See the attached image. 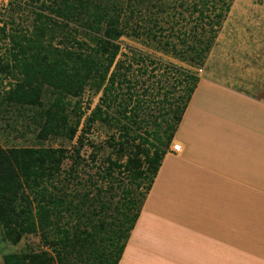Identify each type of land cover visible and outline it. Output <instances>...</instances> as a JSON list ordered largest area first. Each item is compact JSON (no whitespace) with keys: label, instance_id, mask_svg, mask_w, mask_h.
Returning a JSON list of instances; mask_svg holds the SVG:
<instances>
[{"label":"rangeland","instance_id":"rangeland-1","mask_svg":"<svg viewBox=\"0 0 264 264\" xmlns=\"http://www.w3.org/2000/svg\"><path fill=\"white\" fill-rule=\"evenodd\" d=\"M100 1L120 3L119 0ZM124 1L127 35L119 41L121 51L117 63L121 65L120 72L125 74L129 83L115 89L113 103L109 107L104 106L103 94L98 93L96 88H88L81 99L72 101L69 97H60L55 89L48 86L42 89L39 97L41 105L13 108L0 103V153L8 155L10 150L26 148L53 149L63 150L70 157H75V164L71 160L64 162L60 182L64 191L80 200L79 206L84 212L87 211V206L81 200L86 197L85 201L90 203L89 206L95 204L93 206L99 211L102 203L113 201L117 192L121 195L117 191V183L106 178L105 173L109 169V165L105 164L107 158L120 160L126 172H130L136 165H141L139 170L145 167L144 157L143 160L136 159L132 153L134 137L144 135L147 131H161L165 126L162 123L163 116L170 110L166 102L169 100L171 104H178V107L183 105L186 89L191 84L189 76L201 78L219 40V46L223 48L228 43L227 36L231 31H238L236 41L230 46L231 52L239 53L236 56L242 55L241 62L248 64L259 46L261 36L264 37V0H235L207 61L204 66L195 67L179 57H183L185 53L182 50L187 48L182 41L193 42L184 36H195L193 20L197 15L191 17V13L199 0ZM53 3V0H0V101L22 78L14 69L16 63L13 56L18 53L14 41L33 43L36 37H40L45 45L52 43L59 49L63 48L62 33L52 32L55 24L51 19L54 15L47 8ZM133 11L135 13L131 14ZM150 20L159 22L162 27V30L154 29L162 43L153 41L152 37L148 39L133 36L132 28H140L139 31L141 28H149ZM137 25L140 27L137 28ZM251 34L255 37L247 36ZM166 41L177 46L179 56L164 46ZM250 70L252 75L246 89L252 90H241L237 96L249 95L257 101L261 96L264 97V47L256 54ZM216 75L220 81L225 80L220 74ZM216 75L214 79H217ZM197 87L198 84L194 93ZM190 104L191 102L188 107ZM100 108L103 112L109 111V117L113 118L110 124L102 123L100 114H97ZM215 112L218 117L224 118L221 111ZM229 120L231 119L225 116L224 121ZM236 125L252 137L246 144L247 167L242 165L247 173L218 169L210 172L208 177L216 184L214 196H193L192 203L198 208L195 206L196 209L189 213L175 208L176 212L170 214L172 220L166 225L156 219L151 230L149 229L154 242L150 240L143 245L140 242L146 238L141 236L135 254L139 252L155 264H162L159 259L166 258H175V262L179 264H264V124ZM219 127L215 137L206 140V147L191 144L190 149L193 150H188V153L215 167H226L225 128L221 123ZM83 134L86 135L81 149L79 139ZM120 134H129L123 153L117 152L119 147L115 149L113 141ZM219 142L221 145H215ZM139 143L138 141L136 144ZM211 143H215L214 146ZM175 145L179 143L173 140L167 154L178 157L172 150ZM76 148L81 149L80 158L75 154ZM206 157L209 160L204 159ZM234 160L236 165H240L239 159ZM72 167L74 171L71 175ZM6 170V176L17 177L13 168ZM118 175L119 171L116 170L114 176ZM260 176L262 181H259ZM191 177L184 168V182ZM125 183L128 184V180ZM152 190L145 200L140 219L147 202L151 199L155 203L159 201V197L151 196L154 194ZM119 200L117 198L114 202ZM138 223L131 233L125 253L130 246L132 248L136 239ZM62 224L76 226L77 218L67 216ZM51 239L52 237L41 235L22 234L16 227L0 221V264H6L7 257H13L16 261L22 255H29V264L36 263V256L43 252L51 253Z\"/></svg>","mask_w":264,"mask_h":264},{"label":"trees","instance_id":"trees-1","mask_svg":"<svg viewBox=\"0 0 264 264\" xmlns=\"http://www.w3.org/2000/svg\"><path fill=\"white\" fill-rule=\"evenodd\" d=\"M53 1L47 9L54 15L52 32L62 33L63 48L59 49L52 43L45 45L40 37H36L33 43L14 41L18 51L13 56L14 69L22 78L0 101L1 105L13 108L39 105L42 89L48 86L55 89L60 97H69L72 101L81 99L88 88H96L103 94L104 106L109 107L113 103L115 89L129 83L117 63L121 51L119 41L127 35L125 1L119 0L118 4L100 0ZM234 1H198L191 13V17L197 15L193 20L195 36L185 34L184 37L193 42L182 41L187 47L182 50L185 53L183 57H179L182 61L195 67L204 66ZM161 7L163 11V5ZM155 20H150V27L141 28V31L138 25L139 30L132 28L133 36L152 37L153 41L162 43L154 33L155 28L162 30ZM164 46L179 56L177 46L167 41ZM189 80L191 84L186 89L182 106L171 104L169 100L166 102L170 110L163 116L165 126L161 131H147L134 137L132 153L136 159L143 160L144 157L143 169L139 170L141 165H136L126 172L120 160H105L109 165L106 178L117 183V191L121 195L117 192L114 200H120L102 203L99 211L93 206L95 204L89 206L86 197L81 200L87 206L84 212L79 206L80 200L62 189L60 177L64 162L71 160L76 163L75 157H70L65 151L26 148L10 150L8 155L0 153V221L16 227L25 235L52 237L51 253L39 254L33 264H120L199 78L189 76ZM97 114H100L104 125L113 120L109 111L103 112L100 108ZM85 135L79 139L81 149ZM128 136L120 134L113 138L115 149L119 147L118 153L124 149ZM138 141L140 143L136 144ZM80 148L75 149L77 158L81 157ZM9 167L17 172V177L6 176ZM116 170L120 174L118 177L114 176ZM125 180L129 183L126 184ZM67 216L77 218L76 226L62 224ZM28 260L29 255H22L16 261L7 257L6 264H29Z\"/></svg>","mask_w":264,"mask_h":264},{"label":"crops","instance_id":"crops-1","mask_svg":"<svg viewBox=\"0 0 264 264\" xmlns=\"http://www.w3.org/2000/svg\"><path fill=\"white\" fill-rule=\"evenodd\" d=\"M237 33L238 31H231V34L227 36L228 43L225 44L226 46L224 45L223 48L219 46V40V45L214 53L216 56L214 54L212 55L204 71L202 72L203 75H201V78L198 81L197 90L194 93L193 98H191V104L187 108L188 110L186 112V116L182 121L174 138L175 142L181 145L182 152L178 154V157H175L171 154H167L165 156L163 160L164 162H162L163 164L160 168L161 171L152 190V193L154 194H151V196L159 197V201L158 203H155L152 199L150 201L148 200V205L146 204V209L144 208L142 217L136 229V239L132 243V248L130 246L126 251L124 258H122L120 264H155L153 262L151 263L150 259L143 257L141 253L138 252L135 254V249L137 247L136 245L138 241H141V239L139 238L141 236H144V238H146V240L140 242L143 243V245H145L146 243L148 244L150 240L154 242V238H152L150 230L152 225L154 224L153 222L156 219H158L161 224L166 225L168 224V221L170 222L172 220V216L170 214L172 212H176L175 208H177L181 212L188 213L198 208V206H196L194 202L192 203L193 196L213 197L216 191V184H214L213 179L208 177V174L210 172L212 173L215 171V169H218V171L235 170L238 171V173H247V169L246 171L243 170L242 165L247 167L245 158L246 155L248 156V150H246L248 147L246 146V144L248 139L252 137H249L244 129H241L236 124L251 123L257 124L259 126L263 125L264 97L261 96L257 101H255L253 96L239 95V97L237 95L241 90H245L248 87V82L250 80L249 77L252 75L250 69L253 65L256 54L260 53L262 48L264 47V37L261 36L259 46L254 53V56L250 58L248 64H245L241 62L242 55L236 56L239 53L235 54V52H231L230 46L233 45V43L236 41ZM259 35L262 34H260L259 32ZM247 36H249V38L250 36L251 38L255 37L254 34ZM256 36L258 35L256 34ZM242 41H244V39ZM216 74H220L225 80L220 81ZM215 75L218 80L214 79ZM246 90L251 92L252 89L248 88ZM216 110H219V112L221 111L222 117L224 118L218 117L215 112ZM190 111L197 112V115L194 116L196 119L200 118L202 115L205 120L202 124L204 129H210L209 125L211 126V124L209 121H217L224 126V136L226 141L225 148L227 149L226 167H215L205 161L192 157L188 153V150H193V148L190 149L191 144L193 146H207L201 145L198 142V135H195L196 133H194L192 129H187L186 126L183 128ZM225 116L230 118L231 120L224 121ZM196 127L199 126L196 125ZM186 130L190 131L188 135V131ZM190 133L192 135H190ZM253 141L257 142V140L254 139ZM236 158L239 159L240 165H236V163L234 162V159ZM184 168L186 169L187 174L192 176L186 182H184L182 178V171ZM259 169H262V167H260ZM262 179L263 178L260 176L259 181H262ZM219 186L220 185H217V187ZM221 188L224 189V187ZM164 195H169V199ZM155 205L157 206L155 207ZM164 205L165 207H167L165 208ZM147 210L152 217V220L145 224H141L143 216L145 212H147ZM144 258H146L147 260H144ZM159 260L162 264H179L175 262V258H166Z\"/></svg>","mask_w":264,"mask_h":264},{"label":"bare ground","instance_id":"bare-ground-1","mask_svg":"<svg viewBox=\"0 0 264 264\" xmlns=\"http://www.w3.org/2000/svg\"><path fill=\"white\" fill-rule=\"evenodd\" d=\"M191 113H190V117H188L187 119H186V122H185V125L183 126V128L186 126L187 127V129L188 128H190V129H192V131H194V133H196L195 135H198V142L201 144V145H207V142H206V140L207 139H209V138H214L215 137V135L218 133V130H219V122H217V121H209L210 122V124H211V126L209 125V127H210V129H204L203 128V126H202V124H203V122L205 121L204 120V118L202 117V115H201V117L200 118H198V119H196L194 116H196L197 115V112H195V111H190ZM193 114V115H192ZM196 125H198L199 127H201V128H199V127H196ZM186 131H188V130H186ZM190 131H188L187 132V135H188V133H189ZM193 133V132H192ZM193 133V134H194ZM190 135H192L191 133H190ZM194 136V135H193ZM195 137V136H194ZM209 141V140H208ZM212 142V141H211ZM214 142V141H213ZM226 142V141H225ZM214 144L215 143H211L210 145H213L214 146ZM220 144V142L219 143H216L215 145H219ZM226 144V143H225ZM221 145V144H220ZM222 145H224V142H223V144ZM216 147V146H215ZM219 148H222V147H219ZM225 151V150H224ZM227 151V150H226ZM203 154V153H202ZM206 155V154H205ZM209 157V156H208ZM212 157V156H211ZM203 158V157H202ZM201 158V159H202ZM204 159H208L207 157L206 158H204ZM216 159V158H215ZM209 160V159H208ZM214 160V159H213ZM219 160V159H218ZM204 161V160H203ZM222 161V160H221ZM211 162V161H210ZM213 162V161H212ZM254 162V161H253ZM220 163V162H219ZM226 163V162H225ZM212 164V163H211ZM218 165V164H217ZM219 167H221V166H219ZM239 170V169H238ZM233 174V173H232ZM256 175V174H255ZM253 176V175H252ZM259 176V175H258ZM160 191V190H159ZM162 192V191H161ZM160 192V193H161ZM163 193V192H162ZM164 194H166V193H164ZM163 195V194H162ZM164 196H167L166 198H168V196L169 195H164ZM171 196V195H170ZM154 197V196H153ZM173 198V197H172ZM169 199V198H168ZM175 199V198H174ZM165 203V202H164ZM171 203V202H170ZM174 203V202H173ZM151 204V203H150ZM166 204V203H165ZM167 204H169V203H167ZM153 206V205H152ZM157 205H155V207H156ZM169 206V205H168ZM164 207H165V205H164ZM163 207V208H164ZM167 207V206H166ZM165 207V208H166ZM175 207V206H174ZM164 208V209H165ZM169 208V207H168ZM146 209V208H145ZM161 209H162V207H161ZM167 210V209H166ZM170 211V210H169ZM152 220V217L150 216V214L148 213V210H147V212H145V214H144V216H143V220H142V223L141 224H145V223H147V222H150ZM154 221V220H153Z\"/></svg>","mask_w":264,"mask_h":264},{"label":"built area","instance_id":"built-area-1","mask_svg":"<svg viewBox=\"0 0 264 264\" xmlns=\"http://www.w3.org/2000/svg\"><path fill=\"white\" fill-rule=\"evenodd\" d=\"M173 152L176 153V154H180L182 152V147L181 145H175L174 148H173Z\"/></svg>","mask_w":264,"mask_h":264}]
</instances>
